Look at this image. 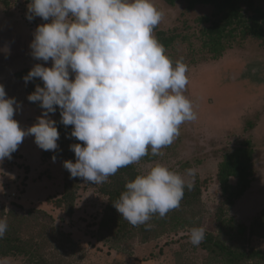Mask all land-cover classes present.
Masks as SVG:
<instances>
[{"label":"rangeland","instance_id":"obj_1","mask_svg":"<svg viewBox=\"0 0 264 264\" xmlns=\"http://www.w3.org/2000/svg\"><path fill=\"white\" fill-rule=\"evenodd\" d=\"M9 1V9L0 2V84L8 97L20 103L14 119L26 129L44 110L27 101V84L15 73L37 63L51 67L52 61L31 55L30 42L42 18L27 19L30 0ZM154 3L164 16L153 34L157 39L156 32L163 30L176 36L164 48L173 63L179 60L188 66L184 95L197 118L180 126L179 136L161 149L162 155L153 156L149 150L145 161L138 163L139 171L163 164L198 187L199 201L190 196L189 209L180 206L163 218L155 214L135 230L117 234V224L108 218L104 183L80 178L72 207L59 203L67 182L63 161L44 158L34 136H25L11 158L0 161V218L18 224V234L40 243L56 264H227L190 242L193 227H203L229 245L264 250V227H253L264 207V41L237 35L233 48L214 58L202 37L209 23L200 22V17L212 13V6L188 8L183 1L170 5L165 0ZM49 118L54 120V115ZM241 148L251 153L252 181L230 203L218 172L220 163L242 153ZM189 168L196 170L194 177L187 176ZM229 183L235 187L237 178L230 177ZM220 217L228 220L227 227L219 225ZM0 264L33 263L24 256L0 254Z\"/></svg>","mask_w":264,"mask_h":264},{"label":"clouds","instance_id":"obj_2","mask_svg":"<svg viewBox=\"0 0 264 264\" xmlns=\"http://www.w3.org/2000/svg\"><path fill=\"white\" fill-rule=\"evenodd\" d=\"M164 12L154 0H30L26 17L50 22L37 25L30 42L37 63L24 76L39 78L27 99L44 110L37 122L21 128L14 114L21 105L0 84V161L11 158L25 136L33 135L42 150L59 145L56 121L49 113L60 109L61 123L72 125L70 145L75 162L63 166L73 178L104 183L119 169L149 155H162L180 134V126L197 118L184 95L188 66L173 63L154 36ZM74 74V78H70ZM15 105V108H14ZM55 160V156H53ZM194 177L196 170H186ZM113 206L133 226L180 207L185 189L193 184L163 164L125 183ZM8 229L0 218V238ZM190 242L205 239L203 227H193Z\"/></svg>","mask_w":264,"mask_h":264},{"label":"trees","instance_id":"obj_3","mask_svg":"<svg viewBox=\"0 0 264 264\" xmlns=\"http://www.w3.org/2000/svg\"><path fill=\"white\" fill-rule=\"evenodd\" d=\"M170 5H175L179 1L186 3L188 8H194L196 5H210L213 11L210 15L200 17L201 23H209L208 26L203 28L202 37L204 46L208 47L215 53L214 58L220 57L223 53L233 48L234 41L238 35L241 38L245 36H253L264 41V0H165ZM5 9L11 8L9 0H0ZM157 40L165 47L171 45L175 41V35H167L165 31L158 30ZM234 42V43H233ZM31 68H24L15 73V76L21 80H24V76L30 71ZM43 86V81L39 78L33 79L27 83L26 91L27 97L30 93L35 91L36 85ZM26 97V98H27ZM32 105L41 108L39 102H30ZM54 115V121H56V127L59 132V139L57 141L59 147L55 151L43 150L42 156L44 158H59L63 162L65 160H71L75 162V154L70 149V145L74 143H83L78 141L75 137H71L70 133L73 126H65L61 123L60 109L57 106L55 113H49ZM238 154H234L232 157H227L220 163L218 172L219 180L222 184L223 191L228 195V201L232 203L236 199L240 198L251 184L252 165H251V153L248 148H241ZM146 156L139 162L145 161ZM138 162V163H139ZM134 163L127 167L121 168L115 175L108 178L102 186V192L108 196V218L109 221L117 224L115 230L117 234H121L125 231L135 230L137 226L131 225L124 220L113 206V202H117L120 194L125 190V183L135 178L140 174L139 164ZM67 182L65 190L62 196V200L59 203H65L72 207L76 198V192L78 189L80 178H73L70 176L69 171L66 169ZM237 178V185L232 187L229 183V178ZM197 186H193L191 190L185 189V194L181 200L180 206L185 209H189V197L192 200L199 201V195L196 193ZM219 225L225 227L228 224L220 217ZM231 220L234 219L231 218ZM264 227V207L261 209L259 216L254 220L253 227ZM20 228L18 224H8V229L5 232L3 238H0V254L6 256H24L29 259L33 264H56L51 260L49 255L43 251L40 243H34L32 240H25L18 233ZM126 229V230H125ZM254 229L251 230L252 234ZM18 234V235H16ZM16 235V236H15ZM264 237V234H263ZM202 250L207 253L224 259L227 264H241L246 260H256L264 264V250L261 248H246L238 243L229 245L222 240L220 236L211 232H205V239L199 244Z\"/></svg>","mask_w":264,"mask_h":264},{"label":"built area","instance_id":"obj_4","mask_svg":"<svg viewBox=\"0 0 264 264\" xmlns=\"http://www.w3.org/2000/svg\"><path fill=\"white\" fill-rule=\"evenodd\" d=\"M50 20H51V18H49V20H48V21H45V20H43V19H42L41 21H42V24H43V23H48V22H50ZM13 196H15V194H14V193H13Z\"/></svg>","mask_w":264,"mask_h":264},{"label":"crops","instance_id":"obj_5","mask_svg":"<svg viewBox=\"0 0 264 264\" xmlns=\"http://www.w3.org/2000/svg\"><path fill=\"white\" fill-rule=\"evenodd\" d=\"M30 26H31V27H30L31 29H32V27H36V26H32V25H30ZM35 29H36V28H35ZM29 67H33V66H29Z\"/></svg>","mask_w":264,"mask_h":264}]
</instances>
